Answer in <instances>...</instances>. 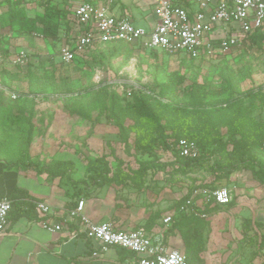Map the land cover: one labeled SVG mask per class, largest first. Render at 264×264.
<instances>
[{
    "label": "rangeland",
    "instance_id": "374dc122",
    "mask_svg": "<svg viewBox=\"0 0 264 264\" xmlns=\"http://www.w3.org/2000/svg\"><path fill=\"white\" fill-rule=\"evenodd\" d=\"M123 1L117 0L124 6L122 10L127 9L124 11L135 15L138 13L139 17L146 14V11L137 10L136 0ZM140 1V5H145L150 0ZM9 2L0 0V13L8 9ZM25 8L29 15L42 12L35 0H29ZM135 23L145 26L143 20ZM7 24H0L3 45L9 50L0 64V90L7 98L6 107L0 112V158L15 161L20 151L28 155L33 151L36 153L35 158L29 161L35 164L31 168L51 181L58 180L62 190H68L76 196H91L99 188H113L117 198L123 201L121 206L135 210L140 226H146L154 215L161 221L191 187L212 181L211 169L184 174L168 166L151 169L143 174L140 163L151 158L135 150V134H131L126 145L112 118L103 115L101 121L97 122V109L92 112L91 119H85L72 109L71 100L91 94L92 89L108 87L118 90L124 102L134 93H150L162 102L188 109L197 105L200 97L206 94L204 103L210 112L189 115V132L226 138L228 122L233 117L230 120L218 118L220 109L217 108L236 102L240 105L236 120H240L244 129L240 138L251 125L255 126L256 131L264 124V27L255 42L210 60L182 61L179 55H160L156 58L148 51L114 58L110 46L104 44L90 53H79L77 62L67 69L58 57L59 50L66 45V41H76L78 26L69 40L71 29H66L68 23L61 25L58 39L41 35L29 38ZM21 52L26 54L32 70L39 77L32 84L27 82L28 74L20 72L19 65L14 63L16 55ZM109 58L113 62L112 66ZM157 62L164 68L159 75L154 69ZM3 67L17 73L18 78L12 79L5 75ZM53 72L58 75L54 84L52 79L46 80ZM61 74L62 79L59 78ZM173 79L178 81L174 91L163 93V86ZM201 86L205 87L202 93L199 92ZM129 92L132 94L129 95ZM14 94L15 98L12 97ZM261 131L264 133V129ZM29 140L30 144L26 146ZM146 140L149 141L150 136ZM257 150V157L264 158V134ZM239 155L236 161L241 159ZM159 156L163 162L173 159L169 153H159ZM54 158L72 161L74 167L63 177L52 178L44 167ZM102 159L111 168V173L104 185L98 187L97 171L103 166L96 165V162ZM259 168L258 165L246 167L243 163L232 170L229 181L223 185L233 190L234 203L226 209L211 208L207 212L212 215L221 210L218 216H233L228 220L226 217L215 218L214 222L209 218L207 224L200 226L201 229L205 227L209 230L203 235V252L208 251L207 244H211L213 258H234L242 252L252 253L257 249L258 230L252 223L245 226L244 218L238 221L240 217L235 203L236 197L243 193L264 194V180L260 179L264 178L257 172ZM113 174L122 176L125 181L120 183L110 179ZM25 182L21 180L22 184ZM241 227L245 232L241 233L242 238L238 234ZM227 243H230L228 246L232 252L227 250ZM228 252L230 254L227 255Z\"/></svg>",
    "mask_w": 264,
    "mask_h": 264
},
{
    "label": "trees",
    "instance_id": "16d2710c",
    "mask_svg": "<svg viewBox=\"0 0 264 264\" xmlns=\"http://www.w3.org/2000/svg\"><path fill=\"white\" fill-rule=\"evenodd\" d=\"M28 2L29 0H10L8 9L0 13V24L3 26L8 23L7 25L10 26V28H13L19 34H27L29 38L41 35L47 38L58 39L61 25L68 23L66 29H71L68 37L69 40L72 39L74 23L72 24L71 21L76 23L77 21L73 17L71 9L67 6L60 7L58 5H53V3H37V6L42 9V12L29 15L25 8V4ZM185 3L189 5L187 1H185ZM149 6H153L152 3ZM262 28L258 29L248 37L247 44L256 41ZM70 42L71 40L66 41V44L70 45ZM104 44L110 46L112 50L111 55L114 58L144 51H148L156 58L160 55L168 56L165 53L155 50H143L138 45L126 43L124 41L96 44L82 52V54L90 53L93 49L101 47V45ZM8 53L9 50L3 45L2 35L0 34V56L4 59V55H7ZM180 57L182 61L195 60L188 56ZM77 59L78 56L70 63L66 64L62 62L61 64L68 69V67L74 66ZM109 61L112 66L113 62L110 58ZM3 68L5 75L10 76L12 79L18 78L17 73L10 71L7 67ZM154 69L159 75L164 68L162 67V64L157 62L154 65ZM19 71H25V73L28 74L27 82L29 84H32V82H36L39 79L32 70V64L30 61L25 65L19 64ZM57 76L58 75L53 72L50 77L46 78V80L51 81L52 79V84H54ZM62 76V74L59 75V78L62 79ZM176 84H178V81L175 79L168 81V83L163 86L162 92H173ZM92 91L93 92L89 95L71 100L72 109H75L79 115L85 119H91L92 112L99 109L95 120L100 122L103 115L112 118L119 129L121 140L124 141L126 145L128 144V139L131 134L134 133L136 137L135 150L151 158L140 163V168L142 170L141 173L144 174L151 169H159L168 166H171L175 172L184 174L195 172L197 170L211 169V174L213 175L212 181H207L204 184L198 183L191 187L181 200L170 210L174 212V217L171 225L168 227L166 238L169 235L174 234L176 231L180 232L185 242L184 253L187 257L188 264H190L192 259H194V256L200 254L201 251L205 249V241L200 226L202 224H207V221L202 219L199 213L188 215L181 212L179 210L180 205L192 194L193 190L198 187L215 189L225 186L229 181V176L232 170L243 163L246 167H255V165L260 166L257 172L264 178V158H258L256 155V152L258 151L257 149L261 145V138L264 134L261 131V129H264V124L260 126L261 129L259 127L256 128V131L255 126L251 125V127H248L240 138L239 135L242 134L244 130L240 120L239 122L236 120L238 119L237 114L240 105L238 102L231 103L224 107L217 108L220 109L218 118H226L227 120H230L233 117L232 121L230 120L228 122L227 137L225 138L224 136L219 135L205 136L189 132L188 116L191 114H194L193 116H195L196 114H206L210 112V109H206V103H204L206 94H203L200 97L197 105L192 106L195 108L190 107L187 109L176 106L170 102H162L150 93L140 95L134 93L130 99L124 102L120 97L118 90H111L108 87H103L98 90L92 89ZM204 91L205 87L201 86L199 92L202 93ZM6 99L3 91L0 90L1 113L3 112L4 107H6ZM148 136H150L149 141L146 140V137ZM181 139L194 141L200 150L199 155L197 157L182 156L178 150L179 141ZM27 144H30V140L29 142H26V146ZM159 153H169L173 159L170 162H163L160 160ZM238 153H240L241 159L236 161ZM20 155L24 156V158L29 157L28 153L23 154V152L20 151L17 155L16 161L2 160L0 158V196H6L11 201L12 207L8 216V219L10 218L11 220L23 215L30 219L34 218L33 214L35 213V207L37 204V201L30 197L27 191L18 186V166L24 162L20 158ZM29 160L32 159L28 158V161ZM33 164L35 163L31 161L30 165ZM96 165L103 166L98 169V179L96 180L97 185H99L98 187H101L104 185V182L108 180L107 177L111 173V168L103 159L98 160ZM73 167L74 164L72 161H61L54 158L48 162L44 169L50 177L54 178L59 176L63 177ZM137 171L138 170H136V172ZM110 179L118 180L120 183L125 181V178L122 179V176L116 174H113ZM260 179L264 180L262 178ZM233 203L234 199L228 204V206ZM211 208H221V206L209 205L203 208L200 212H209L211 211ZM157 222L158 216L154 215L146 226H139L137 228H143L150 232Z\"/></svg>",
    "mask_w": 264,
    "mask_h": 264
},
{
    "label": "built area",
    "instance_id": "2783aa9c",
    "mask_svg": "<svg viewBox=\"0 0 264 264\" xmlns=\"http://www.w3.org/2000/svg\"><path fill=\"white\" fill-rule=\"evenodd\" d=\"M35 1L53 3V0ZM78 1L69 9L84 30L72 45H63L59 50V58L66 64L96 44L115 41L170 56L210 60L245 47L248 37L264 27V0H151L155 20L148 27L137 25L128 13L116 14L113 10L115 0ZM3 61L0 56V64ZM14 63L27 64L26 54H17ZM120 87L125 90L122 84ZM178 150L187 157H197L200 153L197 144L187 139L179 141ZM233 198V190L228 186L215 189L198 187L179 210L188 215L198 214L209 205H228ZM84 205V199H80L68 213L70 220L77 223L87 239L96 245L94 256L115 246L134 252L138 256V264H188L184 251L167 243L163 229L149 232L143 228H118L110 221L96 223L85 214ZM11 207L9 198L0 197V239L8 224ZM36 211L45 218L42 221L45 229L57 233L65 230L66 218H47L52 211L48 202L38 201ZM173 217L174 212L169 211L163 217V225L169 227Z\"/></svg>",
    "mask_w": 264,
    "mask_h": 264
},
{
    "label": "crops",
    "instance_id": "0c3cea01",
    "mask_svg": "<svg viewBox=\"0 0 264 264\" xmlns=\"http://www.w3.org/2000/svg\"><path fill=\"white\" fill-rule=\"evenodd\" d=\"M140 2V0H136L137 10L146 11V14L142 17H139L138 13L135 15L124 11L127 9L122 10L124 6H122V3L119 4L117 0H115L113 10L116 14L127 12L133 21L143 20L145 27H148L155 20L152 6H149L152 2L151 0L147 1L144 3L145 5H140ZM77 3H79L78 0H53V5L60 7L67 6L71 8ZM72 22L74 23L72 34L76 29L75 27L78 26V31L76 32L79 36L84 28H80L76 22ZM73 43L70 42V45ZM34 154L36 153L30 151L28 158L33 160L35 158ZM20 158L24 162L18 166V186L27 191L29 196L37 202H48L52 206V211L47 218L52 220L66 218L68 223L65 224V230L61 233L49 231L43 227L42 221L45 218H42L37 213L36 207L33 214L34 218L30 219L25 215L14 220L9 218L6 229L0 239V264H138V256L121 247H110L107 251L99 252L98 255L94 256L93 252L97 250L96 245L87 239L82 228L73 220L71 221L69 217V209L73 208L78 200L84 199V212L96 223L110 221L118 228L137 229L140 226V221L136 217L135 210L121 206L123 201L117 198L115 189L108 190L104 187L97 189L91 196L82 194L76 196L69 193L68 190H62L58 180L51 181L45 175L40 176L37 174L31 168L28 158H24L22 155H20ZM16 160L17 157L15 158ZM22 179L26 180L24 184L21 183ZM236 202L235 208L238 209L237 212L240 217L238 221L244 218L245 226L253 224L258 230L259 242L257 249L252 253L242 252L234 258L230 256L223 260V258H213L211 244H207L209 247L208 251H201L200 254L194 256L190 264H233L236 262L241 264H264V194L243 193L241 196L236 197ZM228 207L230 206H221L222 209ZM231 208L234 207L232 206ZM220 211H216L212 215L203 212L200 216L205 221H208L209 218L213 219L212 222H214L215 218L217 220L226 217L228 220L233 217L232 215L218 216L217 214ZM162 220L163 218L154 225L152 231L163 229L166 237L168 227L163 225ZM241 229L242 227L238 231L240 238L245 233ZM206 232H209V230L203 227L202 234L205 235ZM166 241L182 251L185 249V242L179 231L169 235ZM228 245L230 246V243H227V247H225L232 252Z\"/></svg>",
    "mask_w": 264,
    "mask_h": 264
}]
</instances>
